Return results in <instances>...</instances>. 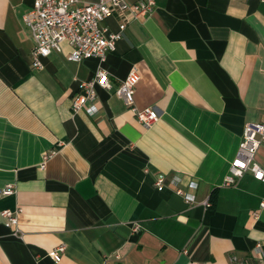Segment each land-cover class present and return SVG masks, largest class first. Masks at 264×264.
I'll return each mask as SVG.
<instances>
[{"label":"crops","instance_id":"obj_1","mask_svg":"<svg viewBox=\"0 0 264 264\" xmlns=\"http://www.w3.org/2000/svg\"><path fill=\"white\" fill-rule=\"evenodd\" d=\"M32 2L0 0V212L19 209L17 233L0 215V264H264V183L246 172L223 185L244 124L264 119V3L155 0L107 52L111 88L88 116L71 102L99 61H69L62 43L32 68ZM132 68L136 107L159 114L148 128L114 93ZM157 173L195 182L192 203L157 191Z\"/></svg>","mask_w":264,"mask_h":264},{"label":"built area","instance_id":"obj_2","mask_svg":"<svg viewBox=\"0 0 264 264\" xmlns=\"http://www.w3.org/2000/svg\"><path fill=\"white\" fill-rule=\"evenodd\" d=\"M259 1L264 3V0ZM154 5L155 0H140L135 3H130L129 0H98L93 3L82 0H33L22 17L23 24L29 31L33 42L30 65L34 69H40L41 59L52 52H60L62 43H66L70 48L66 56L69 61L79 62L96 58L99 66L93 77L88 81L80 82L79 90L71 102L72 113L84 111L88 116H93L97 112L96 88H111L108 74L102 67L107 52L114 50L116 41L120 39L129 23L141 15L150 13ZM109 17L119 18L117 30L114 32H111L105 24V20ZM138 80V72L132 68L125 79L118 84L114 93L122 100L137 122L148 128L158 120L159 114L151 107L143 109L136 107L134 93ZM261 146H264V119L258 122H246L236 156L231 160L224 177V186L236 185L237 180L246 172H250L254 179L264 183V168H261L255 161V154ZM49 156L48 153L43 154L42 168ZM180 181L181 178L177 175L167 179L164 174L157 173L153 185L157 191L170 188L190 204L193 201L192 191L196 184L190 182L187 186L188 190H183L179 187ZM13 193V184H6L1 189L2 196ZM210 204L208 200L204 202L205 206H210ZM258 207L259 210L264 209V199L260 200ZM18 214L19 209H4L0 212L4 226L16 233ZM252 216L258 219L259 211H254ZM139 230L138 223L131 225L133 233H138ZM260 248L261 245L257 243L255 249L259 251ZM63 250L64 247L59 246L49 256L57 260ZM114 257L119 259L118 255ZM231 262L247 264L245 260L235 256L231 257Z\"/></svg>","mask_w":264,"mask_h":264}]
</instances>
